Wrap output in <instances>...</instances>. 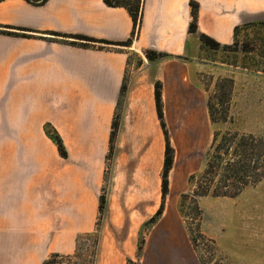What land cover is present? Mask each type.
I'll list each match as a JSON object with an SVG mask.
<instances>
[{"label": "crops", "instance_id": "0c3cea01", "mask_svg": "<svg viewBox=\"0 0 264 264\" xmlns=\"http://www.w3.org/2000/svg\"><path fill=\"white\" fill-rule=\"evenodd\" d=\"M190 2L199 5V33L221 45H232L240 24L264 16V0H144L132 47L101 50L42 34L124 42L133 31L125 9L109 8L103 0L0 2V28L30 35H0V264H42L51 254H73L77 236L98 227L104 190L108 208L101 252L104 238L113 237L114 251L131 259L143 236L142 253L169 247L175 253L184 248L190 256L176 207L190 177L202 172L214 137L208 92L194 73L219 68L197 60L200 44L189 32ZM147 50L169 57L149 62ZM124 81L128 90L120 103ZM157 83L175 155L164 213L146 227L162 203L166 140L156 108ZM117 114L120 127L110 162ZM46 124L59 134L67 158L46 136ZM178 260L172 263L183 264Z\"/></svg>", "mask_w": 264, "mask_h": 264}, {"label": "rangeland", "instance_id": "374dc122", "mask_svg": "<svg viewBox=\"0 0 264 264\" xmlns=\"http://www.w3.org/2000/svg\"><path fill=\"white\" fill-rule=\"evenodd\" d=\"M0 35L30 37L25 31L6 28H0ZM42 35L55 37L65 44L80 42L49 33ZM235 42L236 45H233V40L232 45L216 49L199 39L197 60L217 65L219 68L200 67L194 73V79L208 92V100L216 105L218 111H221V106L217 105L216 98L222 96L218 86L224 85L228 92L226 81H233L230 118L226 122L212 124L214 133L222 135L229 132L264 137V16L254 22L240 24ZM131 47L132 45L115 49L128 50ZM130 59L135 60L136 56L131 55ZM221 138H218V143ZM225 152L226 150H223L220 154L223 157L222 164L216 160L220 168L215 169V178L212 175L208 178H214L213 184L210 185L207 179H204L207 161L211 160L215 153L209 149L204 157L202 172L196 175L193 182H189L187 190L182 192L179 198L176 207L180 216L178 223L181 225L182 237L191 248L190 256H186L184 248L175 253L167 247L166 251L158 250L157 253H142L138 250L130 254L129 259L128 254L114 251L115 238L105 237L98 264H126V260H132L136 264H174L172 262L178 260V254L181 258L177 262L183 264H264V178L245 187L234 198L215 197L212 194L208 197L198 195L206 186H211L212 191L222 189L221 178L226 175L224 169L231 158ZM100 223L102 225L103 221ZM79 236L82 235L77 238ZM94 240L95 238L89 241L83 239L80 248L84 249V244L93 246ZM54 249L56 248H52Z\"/></svg>", "mask_w": 264, "mask_h": 264}, {"label": "trees", "instance_id": "16d2710c", "mask_svg": "<svg viewBox=\"0 0 264 264\" xmlns=\"http://www.w3.org/2000/svg\"><path fill=\"white\" fill-rule=\"evenodd\" d=\"M5 0H0V2ZM33 5H44L48 2V0H25ZM104 4L109 8H122L125 9L132 18L133 21V31L131 37L124 41V42H110L106 40H97L94 38H90L83 35H68V34H60V33H51L56 37H64V38H72L75 40H79L80 42H71L69 45L89 49V48H98V49H108L109 47H130L133 41L138 37L142 23H143V5L144 0H103ZM191 7V22L189 25V32L191 35H197V37L203 43H209L216 49H220L222 46H230V45H221L208 37L205 34H200L198 30V16H199V5L195 2H190ZM246 26V24H245ZM6 29H15L11 27H1ZM23 31L22 29H18ZM238 27L235 29V36H234V43L236 45V37H237ZM9 35V34H6ZM14 36V35H11ZM16 36V35H15ZM18 37V36H16ZM24 37V36H21ZM249 50V47L246 48V51ZM146 58L149 62H155L159 60H164L169 56L164 53H158L154 50H147L144 52ZM229 91H226L224 85L218 86L219 91L221 92L222 96L217 97V105L221 106V111L216 109V105L213 104L208 100V109L210 115V121L213 125L219 124L220 122H226L228 118H230V95L233 93V81L227 80ZM128 87L127 82L124 81L121 89L120 94V103L124 101ZM226 97V98H225ZM155 100H156V108L158 113V118L160 120L165 140H166V150H165V162H164V169L162 173V203L160 208L158 209L156 215L151 218L146 227H151L155 225L160 218L162 217L166 198L169 194V173L172 169L174 163V155L175 150L171 145L169 131L164 119V107L162 101V85L157 83L155 86ZM220 112V114H219ZM120 114L116 115L115 121L112 127V134H111V151L108 156V161H112L113 154L115 150V144L117 139L118 130L120 127ZM44 131L46 136L52 140L58 147L59 153L63 158H67V152L60 138L59 134L56 130L52 127L51 124H46L44 126ZM221 138V142L218 143V138ZM223 145L221 146V143ZM226 148V149H225ZM210 149L214 151L213 158L207 161L206 169H205V178L209 182L210 185L214 182V175L215 169L220 168L221 159V151L226 150L225 154L231 158L226 163V167L224 169L226 175L224 178H221L222 189L212 191V187L209 186L205 188L200 196H209L213 195L215 197H227V198H234L237 197L242 189L252 184L257 183L261 179L264 178V137L249 135V134H240V133H225L220 134L218 132L214 133V137L212 139V144ZM232 151V153H231ZM210 153V152H209ZM211 154V153H210ZM216 160L220 162L219 165L216 163ZM211 177L209 180L208 178ZM196 175L190 177L189 182H193L195 180ZM198 193V192H197ZM107 200L104 194L100 197V204H99V211L100 217L98 221V227L94 233L84 234L77 238L76 250L71 255H62V254H51L42 264H98L100 253H101V243H102V230H101V223L103 221V217L107 212ZM95 238L94 245L89 247L88 244L84 249L80 248V244L83 239L89 241L90 239ZM144 238L143 236L140 238L139 242V251L143 250ZM193 246V243H191ZM194 248V246H193ZM195 249V248H194ZM80 253V254H79ZM127 264H136L132 260H128Z\"/></svg>", "mask_w": 264, "mask_h": 264}]
</instances>
